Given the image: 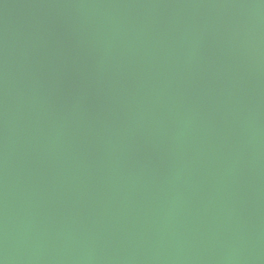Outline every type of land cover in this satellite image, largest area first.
I'll list each match as a JSON object with an SVG mask.
<instances>
[{
    "label": "water",
    "instance_id": "water-1",
    "mask_svg": "<svg viewBox=\"0 0 264 264\" xmlns=\"http://www.w3.org/2000/svg\"><path fill=\"white\" fill-rule=\"evenodd\" d=\"M4 264H264V0H0Z\"/></svg>",
    "mask_w": 264,
    "mask_h": 264
},
{
    "label": "snow or ice",
    "instance_id": "snow-or-ice-1",
    "mask_svg": "<svg viewBox=\"0 0 264 264\" xmlns=\"http://www.w3.org/2000/svg\"><path fill=\"white\" fill-rule=\"evenodd\" d=\"M0 264H4V260L0 258Z\"/></svg>",
    "mask_w": 264,
    "mask_h": 264
}]
</instances>
